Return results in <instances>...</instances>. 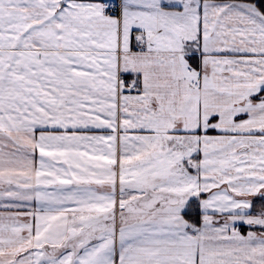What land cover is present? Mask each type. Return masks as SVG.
<instances>
[{"label":"snow or ice","instance_id":"6c2138e0","mask_svg":"<svg viewBox=\"0 0 264 264\" xmlns=\"http://www.w3.org/2000/svg\"><path fill=\"white\" fill-rule=\"evenodd\" d=\"M0 264H264V0H0Z\"/></svg>","mask_w":264,"mask_h":264}]
</instances>
